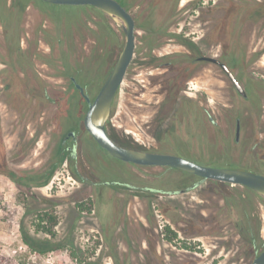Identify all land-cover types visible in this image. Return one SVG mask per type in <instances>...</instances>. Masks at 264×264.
Segmentation results:
<instances>
[{"label": "rangeland", "instance_id": "1", "mask_svg": "<svg viewBox=\"0 0 264 264\" xmlns=\"http://www.w3.org/2000/svg\"><path fill=\"white\" fill-rule=\"evenodd\" d=\"M122 1L135 16L137 37L109 121L115 138L264 173V0ZM123 41L122 31L93 8L0 0V148L15 149L14 163L0 158V264L4 256L18 261L26 254L38 263L22 230L30 236L44 230L37 222L46 214L55 217L48 226L56 235L37 236L58 249L40 264H250L264 249V200L216 181L172 193L192 180L175 169L113 158L83 129L88 105L69 86V75L78 74L95 97ZM178 52L196 70L181 84L193 98L185 114L160 109L171 75L163 64ZM199 55L235 58L248 83L257 80V101L234 94L216 64L192 60ZM155 58L161 65H153ZM232 108L243 119L241 145L233 143ZM70 130L86 134L89 164L75 167L72 140L63 142ZM116 180L136 187L107 184ZM165 224L178 232L173 240ZM250 234L256 248L244 243Z\"/></svg>", "mask_w": 264, "mask_h": 264}, {"label": "water", "instance_id": "2", "mask_svg": "<svg viewBox=\"0 0 264 264\" xmlns=\"http://www.w3.org/2000/svg\"><path fill=\"white\" fill-rule=\"evenodd\" d=\"M43 1L54 4L93 5L105 12L116 23L120 24L124 30L125 42L109 77L93 101L89 96H86L89 108L84 118V124L86 129L102 147L124 161L139 165L171 166L201 176L204 180L213 179L248 186L264 198V174L262 173L231 167L204 165L180 155L144 151L116 143L109 135L106 125L110 118L115 95L124 80L134 56L136 44L134 17L118 0ZM201 59L220 64L239 90L243 92L242 86L226 64L215 57L202 56ZM78 87L84 93L82 87L80 85ZM251 264H264V250Z\"/></svg>", "mask_w": 264, "mask_h": 264}, {"label": "flooded vegetation", "instance_id": "3", "mask_svg": "<svg viewBox=\"0 0 264 264\" xmlns=\"http://www.w3.org/2000/svg\"><path fill=\"white\" fill-rule=\"evenodd\" d=\"M43 1V0H42ZM131 14L132 16L134 17V20H135V35H136V19H135V16L133 15V13L130 11V9H128V7L125 6V4L123 3L122 0H118ZM45 3H48V4H53L55 6H79V7H90V8H93L94 10L98 11L99 13H101L103 16H106L112 23V25L114 26H117L123 33V36H124V41H123V45H124V42H125V33H124V30L123 28L121 27L120 24L116 23L111 17H109L105 12H103L102 10H100L99 8L93 6V5H69V4H54V3H50V2H46L44 1ZM109 27L112 29V26H110L109 24ZM172 35H175V34H172ZM137 37V36H136ZM136 43V42H135ZM123 45L120 49V51L122 50L123 48ZM135 53H136V44H135V50H134V56L131 60V63L127 69V72L125 74V77H124V80L126 78V75L134 61V58H135ZM120 54V52H119ZM118 54V56H119ZM118 56L116 58V61L118 59ZM202 56H210V57H215L217 59H219L222 63L226 64L228 66V68L232 71V73L235 75V77L237 78L238 82L240 83V85L242 86V89H243V92L239 90V88L236 86V84L234 83V81L231 79V77L228 75V73L222 68V66L218 63H215V62H212V61H207V60H204V59H201ZM230 60L226 59L224 56L221 58V57H218V56H213V55H199L198 57H194L192 60L193 61H207V62H211V63H214L216 64L220 70L227 76L231 86H232V89H233V93L236 94V95H241L244 100H246L248 103L249 102H254V101H257L256 100V97L259 93V91L255 88L256 85H257V80H255L254 78H250L249 80V83H248V74L247 72L244 70V72L242 73H239V68L235 65V58H233V61H231V57H229ZM189 60V57L186 53H174V54H171L169 57H168V60L163 64L165 65L166 67L169 68V71H170V78H168L167 76V90H166V93H165V97L163 98V100L161 101V112L163 111H168L169 107H170V111L172 110L173 113H187L189 112V109H190V102L193 101V98H191L190 96H188L184 90V88L181 87V84H183L184 80H185V73L186 72H190L192 75H195L196 73V70H192V64L191 65H188L186 64L187 61ZM115 61V63H116ZM157 59L155 58L154 61H153V65H161V64H158L157 62ZM115 63L113 64L112 66V69L115 65ZM158 64V65H157ZM111 69V71H112ZM111 71L109 72L108 76L106 77V79L104 80L103 84H101V86L99 87V91L100 89L102 88V86L104 85L105 81L107 80V78L109 77ZM245 75V76H241V75ZM190 77V76H188ZM251 77V76H250ZM69 86H71V88H73V90H75L76 92H79L80 94V98L85 101L88 105V108H89V102L86 98V96H89V98L93 101L95 99V97H92L91 94L89 93L88 91V88H87V85L81 80V78L79 77L78 74H75V73H71L69 75ZM123 80V82H124ZM122 82V83H123ZM98 82L95 81L93 84L96 85ZM121 83V85H122ZM78 85H80L82 87V89L84 90V93L81 91V89L78 87ZM120 85V87H121ZM251 86H253L251 88ZM119 87V89H120ZM118 89V91H119ZM117 91V93H118ZM175 91V94H177L176 98H175V101L176 103L178 102V104H175L173 99L170 97V95L172 94V92ZM117 93L115 95V98H114V101H113V104L115 102V99H116V96H117ZM196 107L198 110H201L200 112H207L208 113V116H209V122H211V125L212 126H216L217 125V119L213 116L212 112L210 110H207V108L205 106H202L200 104H196ZM88 108H87V111H88ZM86 111V113H87ZM112 111H113V105H112V110H111V114H112ZM85 113V115H86ZM232 113H233V116L231 119H233V123H234V126H235V131H234V137H233V143L235 145H241L242 142H243V119L241 116L237 115L235 113V109L232 108ZM111 114H110V117H111ZM85 115L83 116V119H82V122H83V129L86 131L87 134H89V136L91 137V139L97 144V147H99L101 150L107 152L110 156H112L113 158H117L115 157L114 155H112L106 148L102 147L98 142L97 140L92 136V134L86 129L85 127V124H84V118H85ZM206 119V118H205ZM208 119V118H207ZM109 121H110V118L109 120L107 121V130H108V133L109 135L112 137V139L122 145V146H126V147H131V148H135V149H139V150H144V151H151V152H159V153H169V154H176V155H180V156H183V157H186L188 159H191L193 161H196L198 163H201V164H204V165H209V166H219V167H231V165H218V164H208V163H203L201 161H197L196 159H193L191 157H187L181 153H177V152H174V151H165V150H147V149H142V148H139V147H135L133 145H126V144H123L121 142H119L115 136L113 135V133L111 132V130L109 129ZM161 122H165V118H162L160 123ZM111 133V134H110ZM0 134H1V126H0ZM113 135V136H112ZM84 137H86V134L84 133ZM83 137V133L80 134V131L79 130H70L68 132V134L65 136V138L63 139V142H67V140L71 139L72 140V144L71 145H68L67 148L68 150L70 151L71 153V156L73 158V160L75 161V167L78 168L79 167V164L80 163H84L86 162L87 164L90 163V160L88 159V156H87V145H86V141ZM90 139V138H89ZM17 145H20L21 148H22V151H23V145H24V142H18ZM85 147H86V150H85ZM14 154H15V149L13 148H9V146H6L5 147V151L2 152L1 148H0V158L5 155L6 156V159L8 161V164L9 163H14ZM26 155V154H25ZM23 156V158H25L26 156ZM119 159V158H118ZM122 160V159H120ZM124 161V160H123ZM58 162H60V160L58 159ZM126 163H132V162H128V161H125ZM132 164H135V163H132ZM0 165H1V159H0ZM136 165H139V164H136ZM140 166H148V167H161V168H171V169H175V170H178L180 171L181 173L187 175L190 180H192L191 184L186 186L185 188L183 189H180L178 191H174L172 193H177V192H180V191H189V190H192L194 188H197L199 185H201L203 182H206V181H216V182H223V183H228V182H224V181H218V180H213V179H207V180H204L201 176H198L196 174H192V173H189V172H186V171H183V170H180L178 168H175V167H171V166H155V165H140ZM237 166V165H236ZM240 167V166H239ZM231 168H235V167H231ZM238 169H244V170H249V171H254V172H258V173H262L264 174L263 172L261 171H256V170H252V169H245L243 167H240ZM77 172L79 171V169H76ZM49 173V170L47 171H44V175L48 174ZM193 175L196 177V181H195V177H191L190 175ZM76 175L78 176V180L79 182H85L84 179H82L81 177H79V173H76ZM40 178H43V177H40ZM39 178V179H40ZM33 183H38V176L34 175L33 176V179H32ZM50 181V178L48 180V182ZM47 182V183H48ZM107 184H110V185H115V184H123V185H127V186H130V187H136L132 184H129V183H125V182H122L121 180H116V181H108ZM231 184V183H229ZM75 184H73L74 186ZM78 185V184H77ZM232 185H239V184H232ZM243 186L244 188L248 189V190H251L252 192H254L259 198H261V200H264V198L262 196H260L255 190H253L252 188L248 187V186H244V185H241ZM150 190L152 191H156V193H160V194H163V193H171V192H167V191H164V190H161V189H156V188H149ZM112 203V202H111ZM112 206V205H111ZM167 224L164 225V229L166 227ZM251 235V234H250ZM249 235V236H250ZM248 236V237H249ZM253 236V235H252ZM254 238V237H253ZM264 244V242H263ZM257 246V242L254 238V245H252V247H255L256 248ZM264 250V249H263ZM262 250V251H263ZM261 251V252H262ZM257 253V255H255L254 259L261 253ZM253 259V260H254ZM252 260V262H253ZM251 262V263H252ZM250 263V264H251Z\"/></svg>", "mask_w": 264, "mask_h": 264}, {"label": "trees", "instance_id": "4", "mask_svg": "<svg viewBox=\"0 0 264 264\" xmlns=\"http://www.w3.org/2000/svg\"><path fill=\"white\" fill-rule=\"evenodd\" d=\"M176 96L177 94H175V91H173L172 94L170 95L174 103L178 104V102L176 103L175 101ZM190 176L195 177L193 175H190ZM197 179L195 177V181ZM47 215L48 214H46V216ZM46 216L40 215V220L37 222V225H38L37 228L40 229L41 226L43 225L42 227L44 228V230H35L34 231L35 235L33 236H30L25 230H22L23 241L28 246V248L31 250V254H34L36 256L38 263H34L36 262V260H32L30 258V255L26 254V255H21V256L19 255L18 256L19 259H17L18 261H15L14 258H8L4 256L3 258L6 260L5 264H40L42 262L41 261L42 256L47 255L50 252L56 251L58 249L57 247L53 245L50 238L44 237V239H41V238H38L37 236L38 232L48 233L52 236L56 235V230H52V227H50L55 222V217L54 216L46 217ZM49 223H50V226H48ZM165 230L169 232V235H170L168 237L169 240H173L175 237L178 236V232L173 230L170 225H166ZM244 241L243 242L245 244H249L250 246L254 245V238L252 235H250L247 239L245 238Z\"/></svg>", "mask_w": 264, "mask_h": 264}]
</instances>
